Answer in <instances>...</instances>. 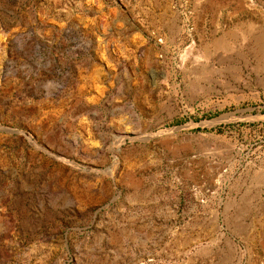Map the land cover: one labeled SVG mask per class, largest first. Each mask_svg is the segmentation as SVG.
Masks as SVG:
<instances>
[{"label":"rangeland","instance_id":"1","mask_svg":"<svg viewBox=\"0 0 264 264\" xmlns=\"http://www.w3.org/2000/svg\"><path fill=\"white\" fill-rule=\"evenodd\" d=\"M0 264H264V0H0Z\"/></svg>","mask_w":264,"mask_h":264}]
</instances>
